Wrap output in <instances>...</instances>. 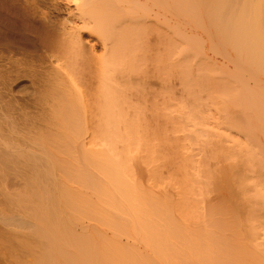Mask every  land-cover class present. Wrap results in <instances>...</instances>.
<instances>
[{
    "label": "bare ground",
    "instance_id": "6f19581e",
    "mask_svg": "<svg viewBox=\"0 0 264 264\" xmlns=\"http://www.w3.org/2000/svg\"><path fill=\"white\" fill-rule=\"evenodd\" d=\"M0 264H264V0H0Z\"/></svg>",
    "mask_w": 264,
    "mask_h": 264
},
{
    "label": "rangeland",
    "instance_id": "374dc122",
    "mask_svg": "<svg viewBox=\"0 0 264 264\" xmlns=\"http://www.w3.org/2000/svg\"><path fill=\"white\" fill-rule=\"evenodd\" d=\"M207 16V15H206ZM207 19V20H206ZM205 21H206V23L208 22V17L207 18H205ZM209 24V23H208ZM195 26V25H194ZM209 27H210V24H209ZM185 28L189 31V34H193V33H197V35H201V33L202 34H206V32H205V30H201L200 28H196V27H193V24H192V26H191V24H189V25H186L185 26ZM196 30V31H195ZM211 30V29H210ZM199 33H198V32ZM206 36V35H205ZM208 36V35H207ZM121 240V241H120ZM127 239H126V237L124 236L122 239H119V242H120V244L119 245H121L122 247H124L125 246V248H126V250H127V247H128V245H127V247H126V245L125 244H128L127 242L128 241H126ZM131 243H133V241H131ZM130 244V243H129ZM139 244V243H138ZM121 246H119L120 248H122ZM122 250H123V248H122ZM125 250V249H124Z\"/></svg>",
    "mask_w": 264,
    "mask_h": 264
}]
</instances>
